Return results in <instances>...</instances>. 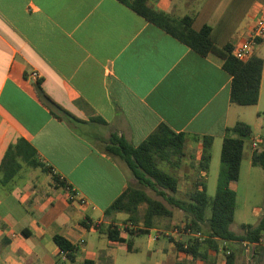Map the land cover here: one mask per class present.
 Here are the masks:
<instances>
[{"label":"crops","instance_id":"crops-1","mask_svg":"<svg viewBox=\"0 0 264 264\" xmlns=\"http://www.w3.org/2000/svg\"><path fill=\"white\" fill-rule=\"evenodd\" d=\"M147 2L172 18L190 17L196 30L212 27L217 46L232 48L250 35L264 9V0ZM262 48L264 40L253 55L264 60ZM223 63L213 53L196 54L118 0H0V164L9 146L23 139L47 170L22 164L7 184L0 172V264H70L55 236L76 249L77 264H109L116 246L127 250L104 233L111 223L126 225L127 215L104 221V212L135 184L127 165L107 150L112 136L137 147L164 124L184 135L183 158L195 159V165L202 139L211 138L208 172H196L207 192L226 129L244 122L252 135L245 140L240 174L244 157L253 167V152L264 148V118L258 116L264 113V70L251 123L230 102L231 76ZM33 72L36 82L29 80ZM37 87L68 115L58 111L55 117L39 101ZM164 172L183 178L186 192L191 190V171ZM53 176L70 187L74 200ZM262 212L256 213L259 220ZM156 232L148 231L145 245L156 254L153 264H175L185 256L176 251L174 235L161 238ZM121 237L136 251L133 237Z\"/></svg>","mask_w":264,"mask_h":264},{"label":"trees","instance_id":"trees-1","mask_svg":"<svg viewBox=\"0 0 264 264\" xmlns=\"http://www.w3.org/2000/svg\"><path fill=\"white\" fill-rule=\"evenodd\" d=\"M118 1L196 54L204 57L213 53L221 57L224 60V71L231 76V104L240 107L257 104L264 60L255 55L244 62L235 59L231 54L232 46H217L212 27L203 25L196 30L193 20L188 16L180 19L172 18L150 7L148 0ZM36 94L39 101L47 106L55 117L59 118L58 111L63 115H68L48 99L39 87L36 88ZM258 116L264 118V113H259ZM251 135V127L244 122H236L226 129L220 153L216 191L213 197L208 196L205 180L200 178L194 181L190 191L178 197V178L167 174L158 166L159 161L169 162L172 157H177L179 160L183 157L184 135L175 134L162 124L137 147L131 146L122 137L112 136L107 150L127 165L137 186L129 187L104 212V221L110 220L116 214L127 215L124 227L120 228L111 223L106 228L104 233L107 239L111 242L126 244L127 250L131 252V243L121 236L147 235L150 229L159 226L160 220L171 219L172 208H175L184 213L186 230L203 234L202 227H206L203 240L189 238L185 243H175L178 253L192 260H198L205 259L209 252L217 253L219 242L248 243L254 245L252 261H264V243H262L264 242V212L255 226L243 224L242 234H235L230 230L237 197L231 185L239 181L245 140ZM202 144V153L195 168L197 173H207L211 161L212 139L204 137ZM35 155V150L23 139L10 145L0 164L1 182L3 184L10 182L22 168V164L47 171L35 160ZM251 165L264 170V148L253 152ZM53 181L65 190L68 188L66 183L56 176H53ZM145 189L154 192L163 201L150 197ZM207 211H210L209 217H207ZM93 226L96 230L102 229V224ZM53 241L61 252L66 254L70 264H77L75 262L76 249L67 240L61 236H55ZM81 264L95 263L85 260ZM175 264L192 263L183 259ZM226 264H234L232 251L226 255Z\"/></svg>","mask_w":264,"mask_h":264},{"label":"rangeland","instance_id":"rangeland-1","mask_svg":"<svg viewBox=\"0 0 264 264\" xmlns=\"http://www.w3.org/2000/svg\"><path fill=\"white\" fill-rule=\"evenodd\" d=\"M259 56H264V48H262ZM239 109L246 111L243 120L251 123L255 122V106L239 107ZM246 153L247 148L245 147L244 155ZM182 158L179 160L177 157H172L169 162L159 161L158 166L163 171H167L172 174L191 171L193 173L194 183L195 179H197L195 159L192 161L189 157ZM191 161L193 163L192 167L189 166ZM218 168L219 161L217 160L211 167L209 186L207 190L209 197H213L215 194L214 180L216 175H214V171L216 170L217 172ZM182 179L183 178L179 180V184L182 186V191L180 194L178 193V197H182L184 195L186 192L185 188L188 185L184 182V179ZM134 186H137L136 181ZM145 191L150 197L163 201L162 198L156 196L154 192L148 189H145ZM235 192L237 196L236 207L230 230L235 234H242L243 231L241 226L243 224L255 226L259 222V217L256 215L258 209H264V170L259 167L249 166L246 157H244L243 160L239 181L235 184ZM172 212L173 216L171 219H162L159 221V226L155 228L157 232L154 235L156 237L163 235L161 238H168L165 233L176 228L178 229V232H180L179 235H174L177 239L176 242L185 243L189 238H193L185 232L186 230H183V227H185V215L182 211L175 208H172ZM209 216L210 211H207V217ZM139 226H141V224ZM205 231L206 227H202L203 234ZM203 234L201 235L205 237ZM147 241V235L133 237L132 248L136 251L131 253L127 252L123 246H116L112 250L109 264H153L156 254L155 252H151V254L146 252L145 245ZM160 241L162 243L166 242L164 239H161ZM219 248L220 250L217 253L212 252L208 254L205 259L192 260L190 257L184 256L181 257V260L185 259L192 264H226V255L232 251L234 253V264H264V261L253 262L252 248H250L249 251H246V247L243 244L227 243L224 245L223 242H219ZM171 261H173V259H171Z\"/></svg>","mask_w":264,"mask_h":264},{"label":"built area","instance_id":"built-area-1","mask_svg":"<svg viewBox=\"0 0 264 264\" xmlns=\"http://www.w3.org/2000/svg\"><path fill=\"white\" fill-rule=\"evenodd\" d=\"M260 40H264V9H262L254 22V25L252 27L251 33L250 35L244 39L239 41L235 47H233L232 50V56L239 60V61H247L249 58H251L253 56V51L255 46L257 45L258 41ZM39 79V75L37 72H33L29 75V80L32 82H36ZM254 147H256V143L253 144ZM67 194L69 195V198L71 200H74L76 195L75 193H73L70 189V187H68L66 189ZM78 203L80 205H84L85 201L78 199ZM183 230H186L185 227H183ZM188 235H191L193 238L199 239V240H203L205 237H203L201 235V233H193L189 230L185 231ZM166 234L169 235H179L180 232H178V229H173L172 231L166 232ZM246 247V251H249L250 248H252V254H253V249H254V245L253 244H248V243H244L243 244ZM63 253V252H62ZM63 255H66L65 253H63Z\"/></svg>","mask_w":264,"mask_h":264}]
</instances>
